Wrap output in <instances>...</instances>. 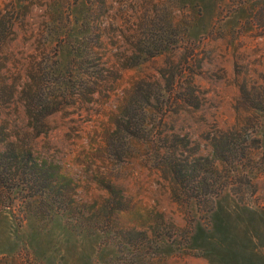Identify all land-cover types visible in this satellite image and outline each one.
I'll return each instance as SVG.
<instances>
[{
    "label": "rangeland",
    "instance_id": "374dc122",
    "mask_svg": "<svg viewBox=\"0 0 264 264\" xmlns=\"http://www.w3.org/2000/svg\"><path fill=\"white\" fill-rule=\"evenodd\" d=\"M0 264H264V0H0Z\"/></svg>",
    "mask_w": 264,
    "mask_h": 264
},
{
    "label": "trees",
    "instance_id": "16d2710c",
    "mask_svg": "<svg viewBox=\"0 0 264 264\" xmlns=\"http://www.w3.org/2000/svg\"><path fill=\"white\" fill-rule=\"evenodd\" d=\"M230 138H228V135L227 134H224V135H218L217 136V142L218 144H223V143H230ZM214 151L215 152H221L220 150V147L218 145H214ZM178 173V171H176Z\"/></svg>",
    "mask_w": 264,
    "mask_h": 264
}]
</instances>
